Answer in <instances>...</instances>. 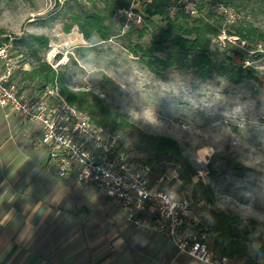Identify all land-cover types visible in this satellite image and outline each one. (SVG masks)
<instances>
[{
	"label": "rangeland",
	"instance_id": "obj_1",
	"mask_svg": "<svg viewBox=\"0 0 264 264\" xmlns=\"http://www.w3.org/2000/svg\"><path fill=\"white\" fill-rule=\"evenodd\" d=\"M119 6L114 15L105 0H71L62 7L54 0H0V27L5 37L14 40V54L21 61L36 64V58L51 63L65 75L67 87L75 92L88 91L98 95L122 117L150 135L170 137L177 141L182 156L196 171L192 184L182 187L178 161L173 156L152 158L142 152L129 150L153 167V177L165 175L169 185L192 201L193 208L203 219L211 211H222L238 217L247 246L242 260L264 247V43L243 42L229 36L232 25L215 11L220 0H196L198 16L219 27L212 38L210 51L226 61L232 56L235 65H242L250 74L238 82L225 76L202 77L190 66L167 69L156 76L131 50L133 44L151 43V32H158L165 23L153 18L148 32L139 38L131 29H123L124 18ZM143 10L142 0L134 4ZM99 11L112 35L100 40L95 34L86 38L82 24L85 14ZM239 23L251 24L264 32V0H249L238 10ZM35 37L48 40L39 49ZM39 49V50H38ZM38 50L37 55L33 54ZM237 51L240 56H234ZM164 57V54L157 53ZM16 82L22 75H18ZM19 83V82H18ZM23 93L33 94L30 81ZM5 117L14 115L2 111ZM18 124L29 129L20 122ZM130 139L126 138L129 147ZM88 195L89 207L116 212L115 203L95 187H82ZM171 248V247H170ZM171 264H201L188 257Z\"/></svg>",
	"mask_w": 264,
	"mask_h": 264
},
{
	"label": "built area",
	"instance_id": "obj_2",
	"mask_svg": "<svg viewBox=\"0 0 264 264\" xmlns=\"http://www.w3.org/2000/svg\"><path fill=\"white\" fill-rule=\"evenodd\" d=\"M68 1L54 0V6L60 8ZM128 1L131 5L120 11L125 30L143 24L142 11L134 8L138 0ZM166 1L170 16L181 10L198 16L196 0ZM215 11L230 24L241 19L237 9L223 3ZM13 40L8 36L0 43V109L16 114L25 126H39L40 143L58 175H71L78 187L103 192L128 224L165 237L177 255L201 264H251L216 251L211 220L195 212L192 201L169 185L170 178H154L151 164L125 153L119 133L96 124L87 112L68 103L56 82L38 93H23L13 76L26 64L14 54Z\"/></svg>",
	"mask_w": 264,
	"mask_h": 264
},
{
	"label": "crops",
	"instance_id": "obj_3",
	"mask_svg": "<svg viewBox=\"0 0 264 264\" xmlns=\"http://www.w3.org/2000/svg\"><path fill=\"white\" fill-rule=\"evenodd\" d=\"M80 189L71 175L57 174L40 143L39 126L21 127L15 114L5 117L0 109V264H171L180 259L168 239L128 224L118 208L91 209Z\"/></svg>",
	"mask_w": 264,
	"mask_h": 264
},
{
	"label": "trees",
	"instance_id": "obj_4",
	"mask_svg": "<svg viewBox=\"0 0 264 264\" xmlns=\"http://www.w3.org/2000/svg\"><path fill=\"white\" fill-rule=\"evenodd\" d=\"M126 1L128 0H105V8L111 7L109 15L113 16L119 6L127 5ZM220 1L239 10L241 7L244 8L249 0ZM142 6L143 24L128 31L129 33L136 32L137 36L142 38L148 32L149 25H153L154 17H160L165 23V27H160L158 32H151L152 41L150 44H133L131 50L134 54L139 55L142 62L156 76L162 77L169 68L188 65L204 78H210L215 74L225 76L230 82L238 83L244 78L245 72L247 75L252 72L250 68L246 71V68L242 65H235L232 56L225 55L226 61H219L214 57L210 51V44L212 38L217 36L220 30L218 26L209 20L202 16H191L183 10L177 12L174 16H170L165 10L166 0H142ZM239 21L232 25L231 31H228L229 36H235L237 40L243 42L264 43V32L251 24L239 23ZM80 26L86 38H90L95 34L100 40H107L112 35L109 27L104 23L103 15L99 11L85 14ZM3 34L4 31L0 27V36ZM34 41L40 50L48 45V40L43 37H35ZM38 50H34L33 54L37 55ZM157 53L165 56H159ZM233 55L240 56V53L234 51ZM25 62L22 61L23 64ZM19 74L22 76L18 83L15 80L19 78ZM13 81L18 85L30 81L36 87L34 93L40 92L45 85L56 82L62 96L68 103L81 111L87 112L96 124L108 128L111 132L120 134V146L125 153L132 154V152H129L131 148L134 151L144 153L150 159L173 156L178 161L181 186L189 187L193 185L192 179L197 173L192 165L183 158L181 148L176 140L143 132L117 111L111 109L96 94L88 91L75 92L70 90L66 85L65 75L54 69L51 64L37 57L36 64L31 65V69L28 71L18 70L13 76ZM126 138L130 139L129 147L126 145ZM132 155H135V153ZM200 184L196 183L193 187L196 188ZM210 220L212 222L213 248L229 257L241 259L247 250L244 242V231L240 225L242 220L228 213L215 210L211 211ZM247 262L264 264V247L251 252L248 255Z\"/></svg>",
	"mask_w": 264,
	"mask_h": 264
}]
</instances>
